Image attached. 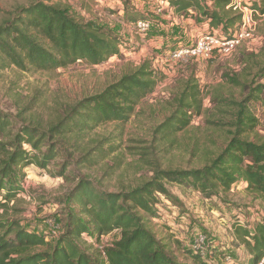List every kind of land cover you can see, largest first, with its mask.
<instances>
[{"label":"trees","instance_id":"1","mask_svg":"<svg viewBox=\"0 0 264 264\" xmlns=\"http://www.w3.org/2000/svg\"><path fill=\"white\" fill-rule=\"evenodd\" d=\"M75 1L38 0L0 27V70L15 67L24 73H47L80 63L99 66L121 57V38L110 28L80 18L73 9ZM171 7L177 18L204 17L211 27L208 33L222 26L229 36L242 25L243 14L233 10L232 0H176ZM251 9L257 20H264V0H254ZM125 17L131 25L129 14ZM241 57L240 71L225 76L228 85L241 89V99L219 101L221 115L211 123L226 133L224 147L200 157V166L193 168L152 166L153 177L129 191L110 192L90 179H80L64 203L65 225L56 242L10 216L26 189L25 170L34 166L47 170L71 148L72 159L83 151L69 138L74 134L71 126L77 134H85L109 122L128 123L163 76L145 62L101 93L76 103L63 121L48 130L29 124L17 130L13 119L0 112V264H226V257L232 256L227 251L222 260L223 251L210 248L213 251L204 258L191 247L192 229L183 240L170 224L160 223L165 230L162 237L155 230L154 223L163 219L161 200L168 198V185L185 187L207 200L245 185L261 207L234 210L235 215L241 211L245 215L235 216L231 229L249 254L248 264H264V137L250 139L259 127L253 105L264 104V84L257 81L264 78V47ZM173 107L171 116L155 130L163 141L174 140L203 114L199 86H186ZM224 117L230 122L224 124ZM114 232L120 234L119 240L104 244L102 239Z\"/></svg>","mask_w":264,"mask_h":264},{"label":"rangeland","instance_id":"2","mask_svg":"<svg viewBox=\"0 0 264 264\" xmlns=\"http://www.w3.org/2000/svg\"><path fill=\"white\" fill-rule=\"evenodd\" d=\"M36 1L0 0V27L14 19L22 7ZM75 2L73 9L80 18L110 28L121 38V57L99 66L80 63L47 73H24L15 67L0 70V112L13 119L17 130L23 124L50 129L63 121L76 103L101 93L145 62L163 78L155 92L135 109L128 123L109 122L85 134H77L76 127L71 126L74 134L69 138L83 151L72 159L71 148L64 157L50 163L47 170L36 166L25 170L26 189L15 209L10 210V216L30 231L54 242L65 225L64 203L80 179H90L110 192L129 191L153 177L152 166L188 169L200 166V157L218 153L227 137L225 132L216 131L212 125L216 115H221L217 114L219 101L241 99L242 96L241 89L228 85L225 76L240 71L242 54L257 53L264 47V20L260 19L256 20L255 37L228 56L172 62L169 56L173 51L193 45L199 36L210 32L211 27L204 17L182 20L174 17L172 11L159 8L154 0ZM126 13L131 25L127 24ZM142 18L150 21L146 34L138 32L136 21ZM215 30L221 35L226 34L222 26ZM257 81L264 84V78ZM191 83L199 86L204 112L194 117L174 140L163 141L155 130L171 116L175 97ZM253 112L259 120V127L250 139L257 140L264 137V104L253 105ZM222 120L224 124L230 122V118ZM64 168L67 170L62 177L60 173ZM244 188L245 185H236L229 194L207 200L185 187L168 185V198L161 200L165 205L163 219L154 223L155 230L164 236L165 230L160 225L163 222L170 224L182 240L188 238L191 229L204 233L209 239L207 251L210 256L215 250L210 248L221 245L218 234L230 237L229 227H232L235 216L243 218L245 212L242 211L246 207H261L260 202L248 195ZM236 209L242 211L235 215ZM119 237L120 234L114 232L102 242L112 244ZM224 252L220 256L222 260ZM227 252L233 258L235 254L239 255L232 250Z\"/></svg>","mask_w":264,"mask_h":264},{"label":"built area","instance_id":"3","mask_svg":"<svg viewBox=\"0 0 264 264\" xmlns=\"http://www.w3.org/2000/svg\"><path fill=\"white\" fill-rule=\"evenodd\" d=\"M159 8L168 9L173 12L172 2L176 0H154ZM254 0H232L233 10L243 14L242 25L235 29L229 36L221 35L215 29L212 33H205L199 36L197 41L186 47L176 49L169 56L172 62L185 63L191 60H208L215 56H228L233 53L240 45L255 37L257 22L255 13L251 9ZM174 15V12H173ZM175 17V16H174ZM149 20H140L137 23L138 32L146 34L150 29ZM165 219V218H164ZM191 247L204 258H207L209 239L204 233L195 232L192 241L189 242ZM226 264H237L232 256H227Z\"/></svg>","mask_w":264,"mask_h":264},{"label":"crops","instance_id":"4","mask_svg":"<svg viewBox=\"0 0 264 264\" xmlns=\"http://www.w3.org/2000/svg\"><path fill=\"white\" fill-rule=\"evenodd\" d=\"M182 20H188V19H182ZM229 230L231 231L230 237H228V235L224 236L223 234H218L219 235L218 241H220L221 245H215L212 248L215 249L216 251H231L232 250L233 252H237L239 255L235 254L234 256L238 264H248L249 254L244 249V247L241 246L238 243V241L234 239V234L232 232L231 227H229Z\"/></svg>","mask_w":264,"mask_h":264}]
</instances>
